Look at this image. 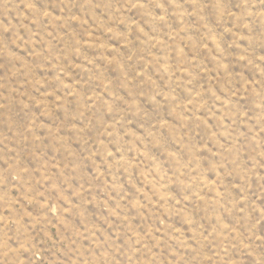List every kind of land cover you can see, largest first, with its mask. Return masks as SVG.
<instances>
[{"label": "rangeland", "instance_id": "374dc122", "mask_svg": "<svg viewBox=\"0 0 264 264\" xmlns=\"http://www.w3.org/2000/svg\"><path fill=\"white\" fill-rule=\"evenodd\" d=\"M0 264H264V0H0Z\"/></svg>", "mask_w": 264, "mask_h": 264}]
</instances>
